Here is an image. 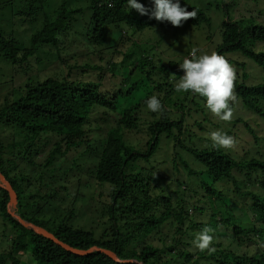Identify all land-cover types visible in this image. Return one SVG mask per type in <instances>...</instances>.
<instances>
[{"label": "trees", "instance_id": "1", "mask_svg": "<svg viewBox=\"0 0 264 264\" xmlns=\"http://www.w3.org/2000/svg\"><path fill=\"white\" fill-rule=\"evenodd\" d=\"M57 1H5L12 8L5 17L14 23L8 25V34L0 28V57L20 67L30 58L40 62L41 55L50 59L53 51L64 68L59 70L56 64L53 75L40 71L35 79L19 85L11 101L3 98L0 125L11 126L13 135L7 144L0 136V172L16 192L15 211L24 220L72 247L96 245L140 263H118L104 253L79 256L65 250L14 219L7 212L8 193L0 187V264H21L26 252L37 264H264L260 246H264V151L251 154L239 147L243 154H238L234 148L196 144L195 133L199 140L207 136L194 132L191 125L201 130L204 126L199 120L187 123L185 116L197 114L201 100L205 109L201 121L217 117L203 97L175 91L183 75L182 60L168 59L166 64L167 58L154 51L156 44L171 45L167 33L172 25L166 30L155 18L129 9L128 0H80L76 5L72 0ZM138 2L151 7V0ZM196 3H181L188 11H197L195 18L185 21L194 29L210 21L207 0ZM230 5L238 13L241 10L240 17L231 19L224 10L216 33L209 30V47L221 56L239 51L261 67L262 81L255 83L245 63L238 61L242 69L235 72L234 83L237 100L264 117V49L253 48L256 41L264 42V9L244 6L243 0ZM15 21L23 24L20 31L14 30ZM80 46L88 50L90 61L79 63L74 54L63 60L61 53L67 50L83 54ZM152 95L161 100L162 112L147 109L145 101ZM97 116L104 118L105 125L114 122L91 145L101 129ZM214 124L221 126L219 120ZM141 128L147 136L144 147L125 139L124 131ZM225 131L236 140L232 128ZM262 131L264 122L252 135L255 142ZM173 140L180 151L171 157L177 174L168 180L156 160L146 164ZM81 145L83 154L93 158L89 186L102 202L99 211L80 216L76 201L84 197L83 186L76 188L77 196L68 203V180L49 172ZM86 156L79 157L86 162ZM72 167L83 173L76 158L68 169ZM206 226L213 229L214 251H200L192 243ZM164 249L173 253L170 260H163Z\"/></svg>", "mask_w": 264, "mask_h": 264}, {"label": "rangeland", "instance_id": "2", "mask_svg": "<svg viewBox=\"0 0 264 264\" xmlns=\"http://www.w3.org/2000/svg\"><path fill=\"white\" fill-rule=\"evenodd\" d=\"M6 0H0V28H4L5 30H7V34L9 32V27L8 25L13 24L14 22H10L9 19L7 18V16L5 17V13L7 11H11L12 8H10V6L8 5H4ZM50 1V0H47ZM57 1V0H56ZM197 0H180V3H188V4H194V5H198V3H196ZM218 0H207V4L206 6L208 7V11H209V16H210V27L209 24L204 23L200 28L194 29L193 27L191 28L190 25L186 24V22H183L181 26L179 27H175L172 25V28H168V26H170L169 22H159L158 23L162 24L165 26L166 30L170 29V33H167V39L168 41H171V45L162 43L161 45H157L156 43V48H155V52L158 54V56L160 57H166L167 59L164 60V62L167 64L168 59H173V60H182V56L184 55L189 49L191 50L193 47L205 50V51H211V48L209 47V39H208V35H211V32L209 31L210 29L216 33L218 26L220 25V22L222 21V18H224L223 16V11L227 10L228 13H231V19H235L240 17V11L238 13V9L234 8V5H230L233 0H223L222 2L218 3ZM58 2V1H57ZM78 3H80V0H72V2L70 1V3L72 5H76ZM225 4H228L229 6H225L223 7ZM243 5L244 6H248L250 5V8L252 9H256V8H263L264 9V0H243ZM235 9V10H234ZM256 15H258L257 12H254ZM248 14V12H247ZM262 17H264V14L261 15ZM16 25H14L16 31H20V29H22L23 24L15 21ZM13 28V26L11 27ZM210 32V33H209ZM213 33V34H215ZM149 35V33H147V36ZM157 36H159V33L157 34ZM136 40H140L139 35L135 36ZM144 39V38H143ZM208 39V40H207ZM153 42V41H151ZM256 50H263L264 49V42L261 43L260 41H256V44L254 45ZM83 54L81 55H77L76 53H72V50L70 52H68L69 50L65 51V53H61V57L63 58V60H68L71 56V54H74L75 58H78L79 63H83V62H87L90 61V54H87V51L84 47L80 46L79 48ZM122 49V48H120ZM53 57H50V59L46 58L45 56L41 55L40 56V62H35L33 58H30L29 61H27L28 63H24V65L18 67V65H10L7 62H5L1 57H0V107H2V105H4V100L3 98L5 96H8L10 101L12 100L10 98V96H12V94H18V88L19 85H21L23 83V81H25V79L28 78H33L35 79L36 75L39 76V72L43 71L45 72L47 75H53L55 71V65L59 64L58 69L62 70V68H64L63 66V62L59 61L56 58L55 52L52 51ZM199 54V53H198ZM117 56V55H116ZM73 57V58H74ZM117 58H121L120 55L117 56ZM225 58L230 62H232L233 60H239L241 61V59H243V62L246 65V68L248 71L251 72V81L253 82H261L262 78H263V70L261 69V67L256 64L252 59L241 55V53L239 51L237 52H229L227 54H225ZM88 59V60H87ZM157 58L154 57V60H156ZM165 59V58H164ZM50 60V63H49ZM72 62V61H70ZM93 62V61H91ZM104 65H108V63L106 62H102ZM28 76V77H27ZM180 95H182L180 93ZM199 104H200V111H198L197 114L191 112V115L188 116L186 115V121L189 124H192L194 122H196V120H199L202 127L204 126V129H197L196 126H192L191 125V129L194 132L199 133V135H201V131L203 132V134L207 135V139H208V133H207V129H210V132L213 130H222L224 132L225 129L228 128H232L236 134V146L234 147V150L238 153V154H243V152H241L239 147H242V149H245V152H251V154L256 153L257 150H262L264 151V131H262L260 133L261 135V139L258 142H253L251 141L252 136L251 134L246 130L245 127H243L242 123L239 122H233L231 120V122H225V121H221L219 120V118H217L215 120L214 117H208L209 121H212L213 124L214 122H217L219 120L220 123V127H215V124H211L209 125V121L205 120V121H201L202 118V113L203 111L205 112V109L203 107V103L201 100H199ZM242 101L241 100H237L236 103H233L231 106L234 109V116L235 115H244L247 116L249 114V109L247 112L244 113V110L241 109V105ZM238 107V108H237ZM247 108V107H246ZM144 114V113H143ZM99 118V121L102 123L101 124V129L98 130L97 132H95V134L93 135V139H91L90 143L91 145H96L97 144V136L103 138L104 137V130L105 128L113 125L112 121L110 124L105 125L104 122V118H101L99 116H97ZM109 122V121H108ZM12 128L9 125H0V132L2 133L0 136L2 138V141L4 144H7L9 142H11L12 140V135H13V130L10 129ZM14 132H17V130H15ZM228 135L231 136V134H229L228 132H226ZM196 134V133H195ZM194 134V141L196 142V144L198 146H200L199 141H201L202 145L205 146H210L212 144L211 141L203 139V140H199L197 139V136ZM124 137L125 139L131 143V144H135L138 147H144V144L146 142V134H145V129L141 128L140 130H126L124 131ZM100 138V139H101ZM177 145H174V140L170 141V143L167 145L166 143L164 145H162V147L156 152L154 153V156L150 159V162L148 164H146V166H150L154 163V161L156 160L157 164H158V168H163L165 170V176L166 178L169 180L170 178H174L175 175L172 174H177V172L175 171V169L173 168V162L170 160L171 157H174V153L180 151L179 149H176L177 147H175ZM84 145L78 146L76 149L70 151L67 156L60 158L56 164L53 165V168L50 170L49 173H52L55 175L56 178H60V180H68L67 182V187L70 189L71 193H67L66 194V201L68 203H70L71 197H73V195H76L75 191L76 188L78 187L79 189L82 187V191L84 195V197L78 198L76 203L79 206V210H78V215H83L86 214L87 212H89V210L92 209H99L101 207V202H100V198L98 199V197L96 195H94V190L90 188V184H91V168L93 167V158L90 156H86L83 154V149H84ZM49 148V145L48 147ZM8 152V150H7ZM165 152V153H164ZM6 156L7 153L5 154ZM79 156H86L88 161L86 160V162L84 161V159H81ZM76 158L77 163L80 164V169L82 168V172L83 173H77L73 171V167L71 170H69L68 168L71 166L72 163V159ZM178 169L180 170L181 174H184L185 171H183L181 169V164L179 163L178 165ZM155 171H157V165L154 166ZM28 171H30V169H27ZM103 188V187H102ZM68 189V191H69ZM77 196V195H76ZM74 200V197H73ZM103 200V199H101ZM228 201L230 199H227ZM230 202V201H229ZM99 211V210H98ZM243 213L242 211L238 212V214ZM97 214V213H96ZM217 218H219V216H217ZM96 227V226H95ZM1 245V242H0ZM262 248H264L263 245ZM173 253H170L167 249H164L161 251V256L162 258H164L163 260H170L169 256H172ZM166 256V257H165ZM33 259L32 255L30 252H26L24 253L21 258H20V263L21 264H37L36 261ZM176 264V263H175Z\"/></svg>", "mask_w": 264, "mask_h": 264}, {"label": "clouds", "instance_id": "3", "mask_svg": "<svg viewBox=\"0 0 264 264\" xmlns=\"http://www.w3.org/2000/svg\"><path fill=\"white\" fill-rule=\"evenodd\" d=\"M108 6L112 7L113 5L109 3ZM127 6L129 9L136 10V12L141 15H148L150 18H155V20L159 22H169L175 27L181 26L183 22L190 18H195L197 15V11L195 9L188 11L186 7L181 6L180 0H151L150 8L138 2V0H128ZM253 48L256 51L255 47ZM238 61L239 60H233L229 63V61L225 58V55L221 56L215 50L209 52L193 47L189 54L183 55L182 62L179 63V67L183 70V75L179 76V79L175 83L174 88L177 93L192 92L193 94H198L200 97H203L205 99L207 109L215 117L219 118V120L225 122H231L232 120L236 123H242L243 127L246 128L251 136L257 135L260 130V126H262L264 122V117L257 114L252 109L246 108L245 106H243V103L240 104L241 109L244 110V113L249 109V114L247 116H234V109L231 106L234 102L236 103L237 101L234 83L236 79L235 72L237 71V69H242L241 66L237 63ZM241 61L243 62V59H241ZM248 72L251 73L250 71ZM13 95L14 94H12V96ZM12 96H10V98ZM145 103L147 109L151 112L156 113L162 112L163 110L161 100L157 95L148 97ZM248 126L250 128H253L251 129L252 132L248 130ZM202 133L203 132L201 131L200 134ZM208 138L212 142L211 145H213V147L215 148L232 149L236 146L237 143L234 137L219 129L213 130L208 133ZM203 139L208 140L205 137H202V140ZM251 141L255 142L253 136ZM199 143L201 146V141ZM162 173L163 175H165V170L163 168ZM212 232L213 229L210 227L206 226L205 228H203L195 235V238L192 241L193 245L200 251H214V249L211 248L214 239V237L210 235V233ZM112 252L116 255L117 260H114L111 257L110 258L115 262L140 263L135 258H121L114 251Z\"/></svg>", "mask_w": 264, "mask_h": 264}, {"label": "water", "instance_id": "4", "mask_svg": "<svg viewBox=\"0 0 264 264\" xmlns=\"http://www.w3.org/2000/svg\"><path fill=\"white\" fill-rule=\"evenodd\" d=\"M0 187L5 189L8 193L9 199L7 202V212L14 217V219H16L21 225H23L25 228L33 230L35 233L42 235L50 240H52L54 243H56L57 245L61 246L62 248H64L65 250L75 254V255H79V256H83V255H87L91 252H102L106 255H108L109 257H111L114 260H117L116 255L108 250V249H104V248H100L98 246H93L91 248L88 249H80V248H75L72 247L64 242H62L61 240H59L58 238H56L51 232H49L48 230H46L45 228L38 226L32 222H29L27 220H24L23 218L20 217V215L15 211L16 209V205H17V195L16 192L14 191V189L12 188L11 184L9 183V181L5 178V176L0 172Z\"/></svg>", "mask_w": 264, "mask_h": 264}]
</instances>
